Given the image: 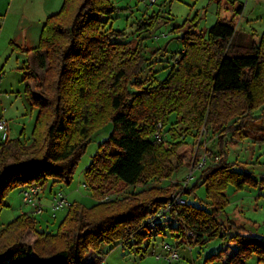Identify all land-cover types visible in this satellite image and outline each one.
Here are the masks:
<instances>
[{
  "label": "trees",
  "instance_id": "trees-1",
  "mask_svg": "<svg viewBox=\"0 0 264 264\" xmlns=\"http://www.w3.org/2000/svg\"><path fill=\"white\" fill-rule=\"evenodd\" d=\"M116 11L113 0H64L43 24L39 46L22 49L35 52L44 72L41 78L23 66V80H34L43 95L26 87L27 101L38 108L30 141L17 137L0 145V210L5 195L18 186L71 184L91 137L109 123L114 130L85 172L98 200L121 184L146 186L154 178L171 179L195 164L199 137L211 133L223 142L229 134L243 138L248 120L264 122V111L255 115L264 106V34L241 43L234 18L223 17L205 32L195 23L174 27L173 32L182 33L183 49L170 53L175 63L164 78L145 82L139 79L148 61L142 40L135 45L116 40L124 32L107 28ZM151 18L152 23H144L150 28L160 17ZM173 114L181 127L170 128L167 141L163 133ZM160 122L162 138L156 140ZM235 165L224 155L202 169L191 186L173 182L149 187L91 207L71 203L53 233L37 231L35 216L23 213L0 230V264H101L104 245L130 244L132 239L139 245L164 228L178 244L192 241L188 232L197 244L225 238L218 217L230 203L228 186L243 189L260 183ZM200 186L206 188L211 210L188 202L171 209L176 224L173 216L152 222L173 193L184 190L191 196ZM236 229L228 242L237 250L226 255L222 249L208 260L247 264L256 255L264 264V239ZM30 231L37 234L33 246L25 243ZM90 250L97 257L86 263Z\"/></svg>",
  "mask_w": 264,
  "mask_h": 264
},
{
  "label": "rangeland",
  "instance_id": "rangeland-1",
  "mask_svg": "<svg viewBox=\"0 0 264 264\" xmlns=\"http://www.w3.org/2000/svg\"><path fill=\"white\" fill-rule=\"evenodd\" d=\"M64 0H0V73L3 75L0 86V114L10 121L13 138L21 137L29 142L32 137L38 108L32 107L25 96L24 73L21 70L24 62L28 67L37 72L41 78L44 72L38 66L32 65V57L27 58L24 52L14 50V44L26 45L32 49L39 46V35L47 18L60 10ZM117 11L109 21L107 28L124 32L122 40L132 42L134 45L142 40L145 55L148 61L139 75L141 81L149 82L154 79L164 78L175 63L171 52L181 51L182 33L173 32L174 27L197 24L201 31H208L220 18H234L238 31L242 34L241 43H250L251 39L258 41L264 34V0H157L150 6L148 0H113ZM243 6V12L239 8ZM153 14H158L160 19L155 27L145 25L152 23ZM159 51V52H158ZM158 52V53H157ZM157 53V54H156ZM29 60V61H28ZM29 81V80H28ZM32 81V92L41 97L43 91ZM132 91H137L131 86ZM8 92V93H7ZM10 96V97H9ZM264 106L255 111L260 115ZM264 122L260 119H251L245 123L244 132L247 136L238 138L229 134L226 140L220 141L217 136L205 135L197 141L196 163L204 156L208 157V164L219 161L225 155L229 161L236 163L238 171L250 172L260 181L259 185H247L237 189L230 184L226 190L230 203L224 214L218 217L223 224L225 238H214L205 243L197 244L196 236L191 232V242L178 244L177 238L164 228V232L154 236L151 241L145 240L141 244L104 245L101 264H168L165 258L157 260V255H165V246L170 244L178 253V259L170 264H224L223 260L209 261L208 257L222 249L225 254L232 253V246L228 238L241 227V232L252 234L264 239ZM180 128L176 114L170 116V122L165 127L164 137L171 139L169 129ZM114 130L112 123L98 130L90 139L86 152L83 154L75 170L71 184L55 183L49 181L44 188V203H48L50 189L53 192L61 190L70 203H81L87 207L98 203L100 200L122 198L131 193L139 192L149 187H168L173 182L184 184L189 179V185L194 184L200 171H195L194 164L182 167L171 179L154 178L146 186H126L121 184L117 189L109 191L100 200L95 199L91 188L87 185L85 172L97 153L99 146L107 140ZM203 132H206L203 129ZM189 141H194L191 137ZM227 147L230 149L226 151ZM232 149V150H231ZM228 154V156H227ZM22 186L8 191L4 197L5 206L0 210V230L9 222L23 214L31 213L28 206L23 205ZM188 202L212 209L207 198L205 186H200L194 195L186 196ZM67 214V209L56 214L47 206L43 214L34 215L37 220V231L56 232L62 219ZM231 224V225H230ZM232 224L236 228L231 229ZM37 238L34 231L28 232L25 243L33 246ZM32 256H36L32 253ZM97 257L95 251L90 250L84 262L90 263ZM247 264H263L258 257L253 255Z\"/></svg>",
  "mask_w": 264,
  "mask_h": 264
},
{
  "label": "built area",
  "instance_id": "built-area-1",
  "mask_svg": "<svg viewBox=\"0 0 264 264\" xmlns=\"http://www.w3.org/2000/svg\"><path fill=\"white\" fill-rule=\"evenodd\" d=\"M149 5L153 6L157 0H148ZM159 129L155 133L154 138L156 140H159L162 138V130L164 128L163 123H159ZM11 134V126L10 121L5 118L4 116H0V145L10 141L12 139ZM202 138V137H201ZM198 143L200 145L201 143ZM196 164V167H195ZM194 167L195 171L202 170L208 166V157L204 156L201 159H199L198 163L195 162ZM193 172L190 174L189 179H191L193 176ZM184 183V187H187L189 185V180ZM50 202L49 204L44 203L43 194H44V188L40 185H33V186H26L22 189V200L23 205L28 206L31 209V213L29 212H23L30 215H36V214H43L47 208L51 210L52 213L56 214L58 212L64 211L69 208L71 203L68 201L67 196L61 191L58 190L56 192H50ZM188 203V200L186 198V194L183 191H180L178 193H173L171 195V200L168 203V205L163 208L156 216V218L152 219V222H158L160 220H164L167 218V216H173L171 213V209L173 207H176L177 205H185ZM171 221L176 224L175 217H171ZM165 260L168 264L172 263L175 259H178V253L174 247H172L170 244H166L165 246V255H163Z\"/></svg>",
  "mask_w": 264,
  "mask_h": 264
},
{
  "label": "crops",
  "instance_id": "crops-1",
  "mask_svg": "<svg viewBox=\"0 0 264 264\" xmlns=\"http://www.w3.org/2000/svg\"><path fill=\"white\" fill-rule=\"evenodd\" d=\"M242 12H243V10H242ZM40 34H41V32H40ZM39 41H40V35H39ZM12 44L14 45V50H16V49H18L19 51H22V52H24L22 49H32V48H30V47H27L26 45H17V44H14L13 42H12ZM24 56H26L27 58H30V60H31V57H32V65L33 66H35L36 64H37V60H36V56H35V52L32 50L31 52H24ZM29 61V60H28ZM27 61H25L24 62V65L23 66H28L29 64H27L26 63ZM22 66V67H23ZM2 79H3V75L0 73V86L2 85ZM27 86H30V88H31V90H32V81H27V83H26V86H25V90H26V87ZM8 93V92H7ZM10 97V96H9ZM0 116H2L1 114H0ZM228 150V152H230V149L227 147V149H226V151ZM232 150V149H231ZM227 156H228V154H227ZM227 159H228V157H227ZM228 161H229V159H228ZM231 162V161H230ZM53 191V189L51 188L50 189V192H52ZM44 193H45V189H44ZM43 196H45L44 194H43ZM43 199H44V197H43ZM50 199H51V197H49L48 198V203L50 202ZM229 245L230 246H232V253L230 254V253H228V254H226V255H232L236 250H237V245L236 244H234V243H229ZM162 258H163V254H161V255H157L156 256V259L157 260H162Z\"/></svg>",
  "mask_w": 264,
  "mask_h": 264
},
{
  "label": "water",
  "instance_id": "water-1",
  "mask_svg": "<svg viewBox=\"0 0 264 264\" xmlns=\"http://www.w3.org/2000/svg\"><path fill=\"white\" fill-rule=\"evenodd\" d=\"M1 257V256H0Z\"/></svg>",
  "mask_w": 264,
  "mask_h": 264
}]
</instances>
